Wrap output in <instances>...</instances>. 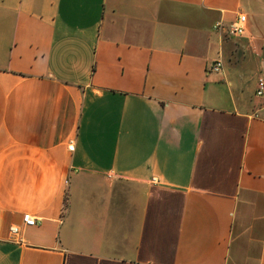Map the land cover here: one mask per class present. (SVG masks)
I'll list each match as a JSON object with an SVG mask.
<instances>
[{
  "label": "crops",
  "instance_id": "obj_1",
  "mask_svg": "<svg viewBox=\"0 0 264 264\" xmlns=\"http://www.w3.org/2000/svg\"><path fill=\"white\" fill-rule=\"evenodd\" d=\"M259 76L264 0H0V264H264Z\"/></svg>",
  "mask_w": 264,
  "mask_h": 264
},
{
  "label": "built area",
  "instance_id": "obj_2",
  "mask_svg": "<svg viewBox=\"0 0 264 264\" xmlns=\"http://www.w3.org/2000/svg\"><path fill=\"white\" fill-rule=\"evenodd\" d=\"M245 20H246L245 14H243V13L239 14L236 17V19L234 21L230 22L229 25L227 26L228 33L232 34V35L242 34L244 32ZM215 27H219V23H216ZM221 67H222V63L218 59V60H215L210 65L209 69L211 71L217 73L221 70ZM255 95L259 96V97L264 96V77L263 76L257 77ZM68 147H69V149H72V142L71 141H69ZM35 223H36V219L34 216H32L28 213H24L22 215V226H32V225H35ZM20 231H21V229L18 225H10L9 226V232L12 235H18ZM263 239H264V237H263Z\"/></svg>",
  "mask_w": 264,
  "mask_h": 264
}]
</instances>
